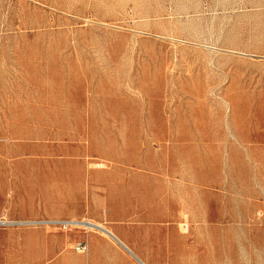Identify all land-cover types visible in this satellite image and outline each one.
<instances>
[{
	"label": "rangeland",
	"instance_id": "374dc122",
	"mask_svg": "<svg viewBox=\"0 0 264 264\" xmlns=\"http://www.w3.org/2000/svg\"><path fill=\"white\" fill-rule=\"evenodd\" d=\"M149 195L264 264V0H0V264Z\"/></svg>",
	"mask_w": 264,
	"mask_h": 264
},
{
	"label": "crops",
	"instance_id": "0c3cea01",
	"mask_svg": "<svg viewBox=\"0 0 264 264\" xmlns=\"http://www.w3.org/2000/svg\"><path fill=\"white\" fill-rule=\"evenodd\" d=\"M164 192L163 186H156ZM163 196L149 195L141 204L100 215H56L52 220L89 221L85 227L62 230L47 226L50 238L39 264H196V246L191 247L192 214L166 212L159 204ZM134 204L132 201L128 202ZM188 220V225L186 221ZM188 226V230L186 228ZM85 243L86 252L76 251Z\"/></svg>",
	"mask_w": 264,
	"mask_h": 264
},
{
	"label": "built area",
	"instance_id": "2783aa9c",
	"mask_svg": "<svg viewBox=\"0 0 264 264\" xmlns=\"http://www.w3.org/2000/svg\"><path fill=\"white\" fill-rule=\"evenodd\" d=\"M38 224L58 227L65 231L77 227H85L87 230L96 229L95 225H93L89 221L48 220V221L38 222ZM75 249L78 252H86L87 246L85 243H81L77 245Z\"/></svg>",
	"mask_w": 264,
	"mask_h": 264
}]
</instances>
